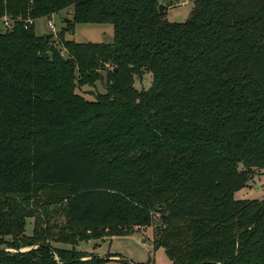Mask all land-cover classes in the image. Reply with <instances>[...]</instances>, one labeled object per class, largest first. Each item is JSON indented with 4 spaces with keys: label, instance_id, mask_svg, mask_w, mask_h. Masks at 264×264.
I'll return each instance as SVG.
<instances>
[{
    "label": "trees",
    "instance_id": "1",
    "mask_svg": "<svg viewBox=\"0 0 264 264\" xmlns=\"http://www.w3.org/2000/svg\"><path fill=\"white\" fill-rule=\"evenodd\" d=\"M192 1L169 23L159 0H0L21 19L0 30V264H106L74 249L81 227H151L173 264H264V199H233L264 169V0ZM68 9L64 58L23 21ZM75 23L113 42L65 39ZM100 71L104 94L75 92Z\"/></svg>",
    "mask_w": 264,
    "mask_h": 264
},
{
    "label": "rangeland",
    "instance_id": "2",
    "mask_svg": "<svg viewBox=\"0 0 264 264\" xmlns=\"http://www.w3.org/2000/svg\"><path fill=\"white\" fill-rule=\"evenodd\" d=\"M164 3L162 19L169 23H185L189 20L194 8L192 0H159ZM4 18V17H3ZM0 18V30L2 29V20ZM65 19L72 22L71 10L60 12L48 18H40L34 22V32L37 36H48L53 34V47L60 52L64 58L66 52L58 44L57 33L66 27ZM51 20L54 31L51 30L47 22ZM65 39H70L78 43H102L109 44L113 42V31L109 24H73V34L67 33ZM152 76L147 70H143L140 76L134 78V88L139 91H146L150 88ZM85 85L77 87L75 92L87 100H94L99 95L105 93V72L100 71V77L85 81ZM240 167V166H239ZM241 169V167H240ZM247 185L233 192L234 200H261L264 199V169H254ZM62 218L57 222L62 224ZM33 230V220L27 219L25 226V235L30 236ZM82 241L74 246L76 251L93 254L98 257H108L106 264H173L168 260L163 248L156 249L153 243V230L151 227L139 228L131 231L129 234L121 236H107L114 233L111 229L97 228H79ZM56 232V230H53ZM99 236V239H88L92 236ZM88 239V240H87ZM55 248L71 249V245L62 243H52ZM36 248V247H30ZM30 248H22L24 252ZM7 252H14L12 249H6ZM110 256V257H109Z\"/></svg>",
    "mask_w": 264,
    "mask_h": 264
},
{
    "label": "built area",
    "instance_id": "3",
    "mask_svg": "<svg viewBox=\"0 0 264 264\" xmlns=\"http://www.w3.org/2000/svg\"><path fill=\"white\" fill-rule=\"evenodd\" d=\"M50 18H51V16H50ZM20 21H21V19L19 17H17L16 19H14V21H12L9 17H6L5 16L3 18V20H2V29H3V31L10 30L12 28L14 22H20ZM34 22H35V20H33V19H26V20H24L23 21L24 29H27L31 25H34ZM47 25H48V27L51 30L54 31V26H53V23H52L51 20H48Z\"/></svg>",
    "mask_w": 264,
    "mask_h": 264
},
{
    "label": "water",
    "instance_id": "4",
    "mask_svg": "<svg viewBox=\"0 0 264 264\" xmlns=\"http://www.w3.org/2000/svg\"><path fill=\"white\" fill-rule=\"evenodd\" d=\"M177 1L180 2V0H177ZM164 7H165V4L164 3H159L158 4V13H162ZM52 36H53V34L46 36V40L49 39V37H52ZM30 249H28L27 251H29ZM4 251H6V249L0 248V252H4ZM20 252H22V251H20ZM24 252H26V251H24Z\"/></svg>",
    "mask_w": 264,
    "mask_h": 264
},
{
    "label": "crops",
    "instance_id": "5",
    "mask_svg": "<svg viewBox=\"0 0 264 264\" xmlns=\"http://www.w3.org/2000/svg\"><path fill=\"white\" fill-rule=\"evenodd\" d=\"M50 17H48V19H49Z\"/></svg>",
    "mask_w": 264,
    "mask_h": 264
}]
</instances>
